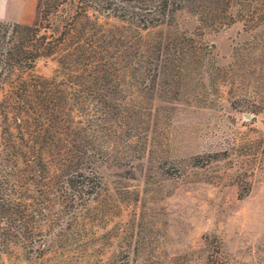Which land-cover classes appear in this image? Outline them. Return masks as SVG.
Segmentation results:
<instances>
[{"label":"rangeland","instance_id":"374dc122","mask_svg":"<svg viewBox=\"0 0 264 264\" xmlns=\"http://www.w3.org/2000/svg\"><path fill=\"white\" fill-rule=\"evenodd\" d=\"M36 2H0V22L35 24ZM159 41L173 45L158 76L152 61L127 68L120 111L91 113L83 133L104 156L91 166L98 195L42 258L13 244L0 264H264V172L243 199L237 185L241 149L264 135V0H192L141 34L144 55ZM55 69L48 60L35 74Z\"/></svg>","mask_w":264,"mask_h":264},{"label":"trees","instance_id":"16d2710c","mask_svg":"<svg viewBox=\"0 0 264 264\" xmlns=\"http://www.w3.org/2000/svg\"><path fill=\"white\" fill-rule=\"evenodd\" d=\"M191 1L37 0L35 24L0 22V85L11 81L0 103V256L21 244L30 257L42 258L47 239L62 240L57 228L70 226L98 195L101 182L91 166L104 156L83 140L91 113L120 111L127 68L152 61V79L158 76L173 44L156 42L148 57L141 34L173 25ZM109 19L121 25L110 26ZM48 60L56 63L53 75H36L37 64ZM251 103L255 118L256 100ZM241 152L248 157L237 173L243 199L255 171L264 172V135Z\"/></svg>","mask_w":264,"mask_h":264},{"label":"crops","instance_id":"0c3cea01","mask_svg":"<svg viewBox=\"0 0 264 264\" xmlns=\"http://www.w3.org/2000/svg\"><path fill=\"white\" fill-rule=\"evenodd\" d=\"M0 2H6V0H0Z\"/></svg>","mask_w":264,"mask_h":264}]
</instances>
